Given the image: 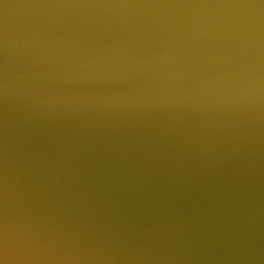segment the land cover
Listing matches in <instances>:
<instances>
[{"label":"water","instance_id":"water-1","mask_svg":"<svg viewBox=\"0 0 264 264\" xmlns=\"http://www.w3.org/2000/svg\"><path fill=\"white\" fill-rule=\"evenodd\" d=\"M4 2L8 264H264V8Z\"/></svg>","mask_w":264,"mask_h":264},{"label":"snow or ice","instance_id":"snow-or-ice-1","mask_svg":"<svg viewBox=\"0 0 264 264\" xmlns=\"http://www.w3.org/2000/svg\"><path fill=\"white\" fill-rule=\"evenodd\" d=\"M59 2L73 5L80 4H115L122 3L128 6L162 5L170 7L185 6H215V7H260L264 8V0H59ZM0 5L9 7L4 0H0ZM3 50L0 47V94L3 90ZM198 89L195 84L192 86V94L195 95ZM9 198L4 165V153L0 148V264H8L6 248L5 222Z\"/></svg>","mask_w":264,"mask_h":264}]
</instances>
